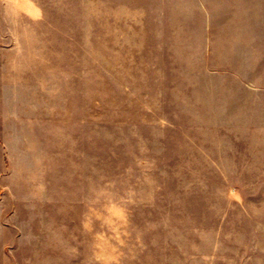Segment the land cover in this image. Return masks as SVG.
Listing matches in <instances>:
<instances>
[{"label":"rangeland","instance_id":"1","mask_svg":"<svg viewBox=\"0 0 264 264\" xmlns=\"http://www.w3.org/2000/svg\"><path fill=\"white\" fill-rule=\"evenodd\" d=\"M0 1L14 264H222L220 55L203 17L126 31L108 0H21L15 23Z\"/></svg>","mask_w":264,"mask_h":264},{"label":"crops","instance_id":"2","mask_svg":"<svg viewBox=\"0 0 264 264\" xmlns=\"http://www.w3.org/2000/svg\"><path fill=\"white\" fill-rule=\"evenodd\" d=\"M108 1L126 31L137 29L134 23L150 31L146 22L191 24L203 17L206 50L219 48L220 55L222 264H264V0ZM12 2L18 9L12 22L20 23L21 0ZM5 214L0 210V264H14L6 236L15 225Z\"/></svg>","mask_w":264,"mask_h":264}]
</instances>
